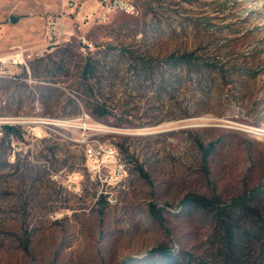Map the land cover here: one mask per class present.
<instances>
[{
    "label": "rangeland",
    "instance_id": "obj_1",
    "mask_svg": "<svg viewBox=\"0 0 264 264\" xmlns=\"http://www.w3.org/2000/svg\"><path fill=\"white\" fill-rule=\"evenodd\" d=\"M63 3L0 0V54L26 55L0 77V113L86 112L122 151L127 187L115 204L95 200L74 130L0 137V264H264V189L254 212L233 208L232 245L211 212L183 201L229 202L264 182V0H134L85 20L88 0L63 12L71 35L54 42L47 20Z\"/></svg>",
    "mask_w": 264,
    "mask_h": 264
},
{
    "label": "built area",
    "instance_id": "obj_2",
    "mask_svg": "<svg viewBox=\"0 0 264 264\" xmlns=\"http://www.w3.org/2000/svg\"><path fill=\"white\" fill-rule=\"evenodd\" d=\"M88 0H64L60 17L50 16L47 20V34L50 40L57 41L71 35L68 24L63 21V12L74 13L82 8ZM134 0H95V9L84 12L82 19L88 20L96 11L99 20H104L116 10L133 11ZM26 55L21 48H14L7 53L0 54V70L8 69L9 77L15 75L18 66L26 64ZM8 77V78H9ZM54 125L74 130L78 141L83 148L84 166L89 176L98 183L95 200L103 199L107 204L118 201L119 192L126 189L128 177V162L120 148L107 138H102L104 127L91 119L86 112H81L73 118H38L37 116L17 115L9 116L0 113V137H3L5 126H14L26 138H35L39 135L37 127ZM12 137L13 133H9ZM16 143V141H15Z\"/></svg>",
    "mask_w": 264,
    "mask_h": 264
},
{
    "label": "trees",
    "instance_id": "obj_3",
    "mask_svg": "<svg viewBox=\"0 0 264 264\" xmlns=\"http://www.w3.org/2000/svg\"><path fill=\"white\" fill-rule=\"evenodd\" d=\"M194 60V54L193 52H183L178 55H175L174 53H170L166 57L167 62H173V63H182L186 64ZM91 68V62L90 59H88L85 62L84 66V73L88 72L89 69ZM5 132L6 134L13 133L17 134L18 130L14 126H5ZM211 148H206L204 149V156L208 155L210 152ZM141 170V169H140ZM145 175L144 173H142ZM264 189V182L261 184V186L253 189L250 191V193H244L241 194L240 196L233 198L229 202H221L218 199L214 198H207L203 195H197V194H187L183 201L184 202H190V203H196L202 206L204 209L207 211L211 212L221 223L222 229L224 231V237L226 242H228L230 245H232L234 241V225L231 222L232 218V210L234 207H240L242 210H248V211H255L256 208L253 206L249 205V201L254 197L259 191ZM151 210L157 214H159V209L151 205ZM151 251L158 252L163 255H170V252L167 251V248L158 245L154 248L151 249Z\"/></svg>",
    "mask_w": 264,
    "mask_h": 264
},
{
    "label": "bare ground",
    "instance_id": "obj_4",
    "mask_svg": "<svg viewBox=\"0 0 264 264\" xmlns=\"http://www.w3.org/2000/svg\"><path fill=\"white\" fill-rule=\"evenodd\" d=\"M0 76H9V70L8 69H1L0 70Z\"/></svg>",
    "mask_w": 264,
    "mask_h": 264
},
{
    "label": "crops",
    "instance_id": "obj_5",
    "mask_svg": "<svg viewBox=\"0 0 264 264\" xmlns=\"http://www.w3.org/2000/svg\"><path fill=\"white\" fill-rule=\"evenodd\" d=\"M0 77H3V76H0ZM4 77H7V76H4Z\"/></svg>",
    "mask_w": 264,
    "mask_h": 264
}]
</instances>
